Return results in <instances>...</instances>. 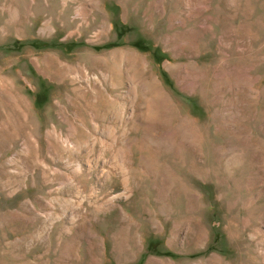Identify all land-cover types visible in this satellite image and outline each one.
Masks as SVG:
<instances>
[{"label":"rangeland","instance_id":"obj_1","mask_svg":"<svg viewBox=\"0 0 264 264\" xmlns=\"http://www.w3.org/2000/svg\"><path fill=\"white\" fill-rule=\"evenodd\" d=\"M0 264H264V0H0Z\"/></svg>","mask_w":264,"mask_h":264}]
</instances>
